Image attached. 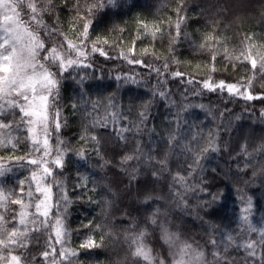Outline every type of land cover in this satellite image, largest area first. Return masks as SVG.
Listing matches in <instances>:
<instances>
[{
    "label": "trees",
    "instance_id": "1",
    "mask_svg": "<svg viewBox=\"0 0 264 264\" xmlns=\"http://www.w3.org/2000/svg\"><path fill=\"white\" fill-rule=\"evenodd\" d=\"M44 4V23L55 28L51 36L40 29L46 46L72 44L88 55L57 77L49 146L63 141L65 151L62 166L48 165L55 174L48 178L53 227L35 231L28 224L27 247L11 255L20 264H53L54 258L57 264H174L177 248L189 244L203 253L193 264H264V0ZM221 82L236 87H216ZM11 135L20 141L0 146V200L20 197L25 181L28 204L32 171L40 169L27 163V133L13 126ZM7 208L0 207L6 226L22 228V205L8 202ZM24 211L31 219L36 209ZM165 230L176 247L162 238ZM140 232L150 260L133 255L131 238ZM248 242H255L254 256ZM8 256L0 249V257Z\"/></svg>",
    "mask_w": 264,
    "mask_h": 264
},
{
    "label": "snow or ice",
    "instance_id": "2",
    "mask_svg": "<svg viewBox=\"0 0 264 264\" xmlns=\"http://www.w3.org/2000/svg\"><path fill=\"white\" fill-rule=\"evenodd\" d=\"M26 9V11H25ZM0 129L8 130L6 133H0V146L7 147L11 145L16 147L20 141V136H12L11 131L13 126L17 132L23 131L27 135L24 140L29 144L27 163L36 167H43V176L37 180V172L32 171L31 179L36 181V191L33 193L29 187L27 195L29 198L28 204H24L23 185L25 181H20V197H15L9 193L0 200V207L8 210V202L22 205V210L19 213V223L23 227L9 229L6 225L8 218L0 213V249H7L9 256L0 257V259L9 260L14 264H20L21 257L11 255L17 247H27L24 243L28 231V224L33 226V230L39 231L42 227L47 229L53 227L48 220L51 212V207L48 200L51 197L41 199V196L50 191L52 183L49 177L55 180V174L48 166L50 163H55L57 166H62V155L65 149L63 141H60L55 149L50 148L49 140L51 138V121L52 107L58 98V76H63L64 72L73 66H81L82 60L87 59V52L77 46L68 44L67 49L64 45H53L48 48L43 39L40 38V29H45L44 35L51 36L55 33V28L48 30V25L44 23L43 13L48 11L46 4L42 6V0H0ZM27 17V19H25ZM87 29V25H85ZM75 51V55L73 52ZM93 51H96L93 47ZM101 55L105 53L101 52ZM130 63L142 64V61H129ZM88 66V65H83ZM253 68L256 67V61H252ZM167 68V64L164 66ZM264 68V63L261 64ZM58 68L59 71L52 69ZM159 73V69H156ZM163 75V73H159ZM175 75H180L176 73ZM204 87L211 88L207 83ZM216 87H227L231 92L235 85H224L221 82ZM164 97V92L158 93ZM252 99L251 95L247 96ZM16 110L19 111L17 116ZM11 115L12 119L5 122L4 118ZM56 130L59 131V112H56ZM141 116L146 119L145 113ZM35 128V138H34ZM130 131L128 128L121 129V132ZM43 133L44 139L41 143L39 139L40 133ZM93 139H95L93 137ZM172 139H175L173 137ZM207 150V149H206ZM56 153V159L50 158ZM139 159L138 156H127L125 160ZM5 172L0 171V176H4ZM43 182V187H41ZM57 186H59L57 184ZM3 189H0L2 192ZM34 206L36 211L32 213L31 219H26L27 213L24 209ZM54 206V205H53ZM44 209L41 211V209ZM15 211V210H13ZM40 217H44L43 220ZM12 221L16 220V215L12 216ZM153 223L156 221L153 220ZM57 231L55 233L57 239L55 243H62L61 237L63 233L59 230L61 222L56 221ZM145 233L140 232L134 235L132 243L136 246L133 255L142 256L146 260H150L151 250L147 249L143 243ZM163 239L170 247L177 246V239L174 234L163 232ZM231 239V238H229ZM261 242H264V232L261 233ZM249 256L255 255V242H248L244 245ZM55 252V249H53ZM49 252H44L45 258L49 256ZM68 253L61 252L60 259H67ZM74 255V253H72ZM179 258L174 261V264H193V261H199L203 258L202 252H195L189 244H183L177 248L174 253ZM214 255H218L214 253ZM187 257V259H185ZM53 264H57L55 258ZM159 264H164V261H159Z\"/></svg>",
    "mask_w": 264,
    "mask_h": 264
},
{
    "label": "rangeland",
    "instance_id": "3",
    "mask_svg": "<svg viewBox=\"0 0 264 264\" xmlns=\"http://www.w3.org/2000/svg\"><path fill=\"white\" fill-rule=\"evenodd\" d=\"M0 11H2V10H0ZM84 51V50H83ZM73 54L75 55V51L73 52ZM33 135H34V138H35V128H34V133H33ZM39 139H40V141H41V143L43 142V139H44V136H43V133L41 132L40 133V135H39ZM51 148V147H50ZM51 159V158H50ZM39 169H40V171H38L37 172V180H39V177L40 176H43L44 175V173H43V167H39ZM31 182H32V185L34 186V188H35V191H36V181H33L32 179H31ZM41 187H43V182H41ZM51 197V192L50 191H48L47 193H45L44 195H42L41 196V199H45V197ZM48 204L51 206V199H49L48 200ZM44 209L42 208L41 209V211H43ZM26 212V211H25ZM56 231H57V228L54 230V232L56 233ZM56 236V235H55ZM56 239H57V237H56ZM8 264H14V262H9Z\"/></svg>",
    "mask_w": 264,
    "mask_h": 264
}]
</instances>
